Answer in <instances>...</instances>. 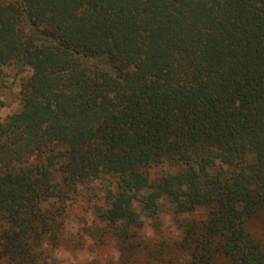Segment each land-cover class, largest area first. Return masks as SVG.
Instances as JSON below:
<instances>
[{
    "label": "trees",
    "instance_id": "16d2710c",
    "mask_svg": "<svg viewBox=\"0 0 264 264\" xmlns=\"http://www.w3.org/2000/svg\"><path fill=\"white\" fill-rule=\"evenodd\" d=\"M8 67L0 259L45 264L62 204L108 177L128 256L167 198L181 236L146 264H264V0H0V110Z\"/></svg>",
    "mask_w": 264,
    "mask_h": 264
},
{
    "label": "rangeland",
    "instance_id": "374dc122",
    "mask_svg": "<svg viewBox=\"0 0 264 264\" xmlns=\"http://www.w3.org/2000/svg\"><path fill=\"white\" fill-rule=\"evenodd\" d=\"M29 74L26 68L22 73L12 68L6 69V83L1 93L4 106L0 110V120L21 109L20 83ZM155 174L168 171L166 166H157ZM112 179L101 177L87 185L80 186L72 199L62 204L61 224L56 237L42 242L44 251L40 254L45 264H146L149 251L161 241L174 242L181 236L178 228L180 216L174 214L167 198L160 201L157 220L146 217L143 228L135 229V241L142 240L147 246L143 250L125 254V245L115 236L114 227L101 220L98 207H104V195L114 185ZM54 206L52 203L51 206ZM59 203H55L58 207ZM60 210V209H59ZM264 240V225H254ZM170 252H175L171 250ZM41 253V252H40ZM0 264H7L0 259Z\"/></svg>",
    "mask_w": 264,
    "mask_h": 264
}]
</instances>
